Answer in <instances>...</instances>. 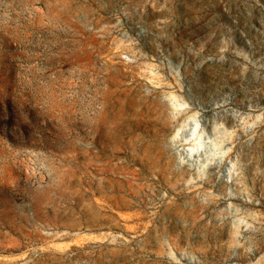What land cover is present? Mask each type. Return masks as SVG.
<instances>
[{
	"label": "rangeland",
	"instance_id": "rangeland-1",
	"mask_svg": "<svg viewBox=\"0 0 264 264\" xmlns=\"http://www.w3.org/2000/svg\"><path fill=\"white\" fill-rule=\"evenodd\" d=\"M0 264H264V0H0Z\"/></svg>",
	"mask_w": 264,
	"mask_h": 264
}]
</instances>
